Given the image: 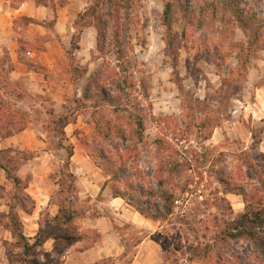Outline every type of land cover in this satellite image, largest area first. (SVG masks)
<instances>
[{"label":"rangeland","instance_id":"rangeland-1","mask_svg":"<svg viewBox=\"0 0 264 264\" xmlns=\"http://www.w3.org/2000/svg\"><path fill=\"white\" fill-rule=\"evenodd\" d=\"M9 1L13 7L22 2ZM70 1L37 0L48 10L37 13L36 26L16 21L26 45L24 59L31 58L33 65L27 64L38 73L24 68L12 76L10 55L0 52V106L7 118L16 115L27 123L19 140L0 138L5 151L0 156V264H190L194 252L202 258L191 264H263L256 242L264 248V233L241 222L247 205L242 196H223L219 174L243 187L250 199L264 196V0H141L133 12V56L138 76L149 80L152 110L141 139L125 119L118 121L124 135L113 136L107 146L115 151L119 145L135 156L129 175L140 170L155 189L162 176L167 189L176 192L177 215L165 224L114 200L110 185L105 187L109 177L82 144L97 122H116L117 116L98 97L76 104L102 62L91 59L95 35L83 42L73 27L75 15L96 0H73L71 7ZM169 2L175 4L171 49L163 25ZM55 12L62 18L57 29ZM73 114L65 145L77 152L67 169V152L56 146L55 122ZM216 120L221 125L213 130ZM167 154L188 156L179 177L170 179L164 169ZM6 168L29 184L36 204L30 214L18 208L24 236L33 244L43 229L49 237L34 256L25 257L9 227L18 191ZM70 174L77 191L68 188ZM184 189L191 194L181 197ZM61 203L76 211L69 224L55 221ZM242 228L258 237L233 240L225 233Z\"/></svg>","mask_w":264,"mask_h":264},{"label":"trees","instance_id":"trees-1","mask_svg":"<svg viewBox=\"0 0 264 264\" xmlns=\"http://www.w3.org/2000/svg\"><path fill=\"white\" fill-rule=\"evenodd\" d=\"M141 0H96L89 5L85 11L77 17L74 27L78 31V39L84 29L95 28L97 32L96 49L92 54V60H98L102 63L97 70L93 72L88 80L87 87L83 94V99L76 101L89 102L98 97L113 109V114L117 116L116 122L113 119L97 122L96 129L92 136L84 135L82 144L88 152L91 161L102 170L108 177L105 184L110 185L114 199H122L128 206L135 209L141 216L154 222L165 224L177 215L180 201L175 191L167 189V180L162 176L158 180V188L155 189L146 182L143 172L136 169L133 175H129L127 169L135 159L133 154L122 152L117 145L115 151L108 148L107 143L113 136H123L124 127L122 121L129 119L136 128V135L142 138L145 130V121L148 113L152 110L150 102L151 86L147 76L139 77L141 73L139 64L134 54L133 36H134V10ZM175 11L174 3H167L163 14V25L166 28V43L171 49L175 44V39L169 36L173 33V17ZM172 39V40H171ZM79 48V44L76 43ZM87 75L88 70H84ZM0 106V138L6 139L22 133L27 129V123L23 119H17L16 115L6 117ZM78 113V112H77ZM72 116H61L55 124L56 137L58 138L57 148L67 152L66 168L71 166L72 158L75 155V149L72 146H66L68 141L66 128L72 124ZM16 119L14 123L12 119ZM75 119V118H74ZM120 121L121 123H118ZM221 121L216 120L212 129L220 127ZM210 140V135L205 138ZM5 151H0V156ZM186 154H167L164 160V169L169 173V177L175 178L182 174L184 163H187ZM162 169V170H164ZM161 170V171H162ZM7 177L14 183L18 191L14 195V202L10 205L9 219L12 223L9 227L13 229L14 237H18L22 242L25 257L34 256L36 250L44 246L49 238L43 229L33 238V244L24 236L22 221L20 220L18 208L30 214L35 208V201L27 192L29 184L18 176L5 169ZM219 174V173H218ZM73 181L68 188L70 191H77L75 177L70 176ZM171 181V180H170ZM219 181L224 186L223 196L234 194L242 196L247 211L240 216V220L245 227H251L256 231L264 233V196L256 193L252 199L246 194L245 189L237 184H233L227 179L223 172L219 174ZM76 193V192H75ZM186 193L191 194V190H181L180 196L185 197ZM197 193V192H195ZM223 201L227 202L226 198ZM253 210H251V209ZM59 213L55 217L57 223L69 224L76 218V211L72 205L65 203L59 204ZM61 217V218H60ZM227 237L233 240L240 239L248 235L251 239L257 238V233L246 229L225 231ZM257 246L263 255L264 248L259 242ZM202 255L194 252L189 259V263L202 258ZM237 264H241L237 261Z\"/></svg>","mask_w":264,"mask_h":264},{"label":"crops","instance_id":"crops-1","mask_svg":"<svg viewBox=\"0 0 264 264\" xmlns=\"http://www.w3.org/2000/svg\"><path fill=\"white\" fill-rule=\"evenodd\" d=\"M36 2H37V0H22V2L18 5V7H13L11 4V1L0 0V52H4V50H6L9 53L10 65H11L10 72H11L12 76H14L15 74H17V76H18L19 74L22 73V71H25V69H26V71L38 73L37 72L38 70H36V68H33V67L31 68L30 64L29 65L27 64L28 62H31V60H30L31 58L28 59V62L24 59L23 51L21 50V47L24 44H23V41L21 40L22 39L21 36H19V30L20 29H18L16 27V21H20V20H28L30 25L36 26L35 25L36 24L35 19H36L37 13L41 12V10H45V9L48 10V7L42 8V7L37 6ZM74 3L75 2L73 0H71L70 1V7L72 5H74ZM68 9H70V8L68 7ZM64 10H66V9H64ZM83 12H80V14ZM75 16L77 19L79 14L75 15ZM54 18H55L54 19V28L57 29V27L61 23V19H62L61 14H57L55 12ZM76 19H74L73 27H74ZM74 29H75V27H74ZM90 35H92V36L95 35L94 41H95V43H97V32H96L95 28L84 29L80 35V38H83V42H84L85 38H88V36H90ZM95 43H93V45ZM24 46H26V45H24ZM93 49H94V46L89 49L91 52V59H92V54L95 51ZM29 53L32 56V53L31 52H29ZM31 64H32V62H31ZM91 64H93V63H91ZM20 70H21V72H20ZM25 132L26 131L22 132L18 136H14L11 138L23 137L22 135ZM11 138H8L3 142L7 143V141H9ZM18 140H19V138H18ZM75 151L77 152V149ZM114 200H122V199H114Z\"/></svg>","mask_w":264,"mask_h":264}]
</instances>
